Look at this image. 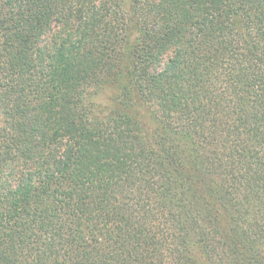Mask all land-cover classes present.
<instances>
[{
    "label": "trees",
    "instance_id": "trees-1",
    "mask_svg": "<svg viewBox=\"0 0 264 264\" xmlns=\"http://www.w3.org/2000/svg\"><path fill=\"white\" fill-rule=\"evenodd\" d=\"M0 264H264V0H0Z\"/></svg>",
    "mask_w": 264,
    "mask_h": 264
}]
</instances>
